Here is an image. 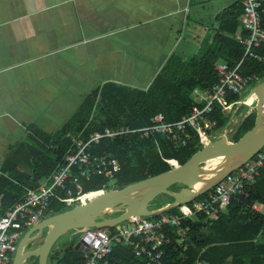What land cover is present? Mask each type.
I'll list each match as a JSON object with an SVG mask.
<instances>
[{"label": "trees", "instance_id": "obj_1", "mask_svg": "<svg viewBox=\"0 0 264 264\" xmlns=\"http://www.w3.org/2000/svg\"><path fill=\"white\" fill-rule=\"evenodd\" d=\"M242 12V0L234 1L219 12L215 18L218 27L213 40L188 58L175 50L147 89L105 82L86 94L55 132L48 133L30 125L26 140L8 148L0 167V217L20 202L27 190L36 189L60 165L63 157L78 143L88 140L92 133L115 128L140 129L150 125L157 114H162L166 122H175L189 115L195 105L194 90L207 93L217 83L215 64L223 61L229 67H235L241 60L244 45L236 40L235 34L238 31L242 38L247 36V31L241 28ZM260 14L264 29V0ZM252 52L259 58L246 56L240 71L244 75L254 76L256 81H262L264 44ZM238 98L231 94L227 97L228 102ZM212 118L216 120L215 131H220L228 123L230 113L215 108ZM254 118L255 111L241 120L231 141H236L249 130ZM201 148L196 140L180 147L162 137H143L140 133L102 138L92 145L90 154L113 156L119 161L120 170L110 178L92 176L89 181L83 182V190L95 192L104 188L120 189L170 170L172 166L167 160L183 164ZM110 182L112 186H109ZM161 196H165L168 201L151 209L161 208L172 201L166 195ZM73 206L53 199L46 216L61 213ZM174 211L165 210L150 218ZM185 225L190 230L180 242L178 232L170 234L171 242L164 247L161 264H264V167L251 184L245 185L230 198L225 212L220 213L215 220L197 215L193 220L183 221L182 226ZM114 230L108 229L109 232ZM109 259L110 264H147L144 259L135 257L131 241L115 243ZM30 261V264H37L36 257L30 258ZM48 262L83 264V258L81 251L75 250L73 245H59L51 249Z\"/></svg>", "mask_w": 264, "mask_h": 264}, {"label": "crops", "instance_id": "obj_2", "mask_svg": "<svg viewBox=\"0 0 264 264\" xmlns=\"http://www.w3.org/2000/svg\"><path fill=\"white\" fill-rule=\"evenodd\" d=\"M234 1L0 0V167L30 125L55 132L105 82L147 89L175 50L197 54Z\"/></svg>", "mask_w": 264, "mask_h": 264}, {"label": "built area", "instance_id": "obj_3", "mask_svg": "<svg viewBox=\"0 0 264 264\" xmlns=\"http://www.w3.org/2000/svg\"><path fill=\"white\" fill-rule=\"evenodd\" d=\"M262 1L242 0L241 28L247 31V36L242 38L240 33H237L235 38L244 45L243 56L235 67H229L223 61L215 64L217 83L207 93L194 90L195 105L189 115L175 122H166L162 114H157L150 125L140 129L115 128L92 133L88 140L78 143L67 153L60 165L36 189L27 190L23 199L0 217V264L11 263L22 232L47 217L46 210L53 199L66 206H73L84 204L91 198L90 194L106 190H83V182L89 181L92 176L110 178L120 170V163L113 156L90 154L92 145L97 144L100 139L140 133L143 137H162L180 147L186 146L192 140L204 146L215 137L213 134L216 132V120L212 118L215 108L232 116L231 113L237 109L239 103L248 104L242 101V97L257 79L242 74L240 66L246 56L259 58L252 50L264 44L260 14ZM230 94L239 98L228 102L227 97ZM167 162L172 167L178 165L175 160ZM263 167L264 144L251 159L224 176L198 198L171 208L175 209L172 213L161 214L157 218L130 217L119 223V226L112 227L114 232H109L108 229H81L79 242L83 264H110L109 256L113 245L130 241L135 257L144 259L147 264H161L164 247L171 242L170 234L178 232L179 242L188 234L190 227L182 226L183 221L193 220L197 215H202L210 221L215 220L220 213L225 212L230 198L245 185L251 184Z\"/></svg>", "mask_w": 264, "mask_h": 264}, {"label": "water", "instance_id": "obj_4", "mask_svg": "<svg viewBox=\"0 0 264 264\" xmlns=\"http://www.w3.org/2000/svg\"><path fill=\"white\" fill-rule=\"evenodd\" d=\"M251 96L255 97L254 124L236 141H231L227 135L221 134L202 146L183 164L120 189L95 193L84 204L75 205L71 209L44 218L19 239L12 257V264H23L34 257L37 258V264H47L55 242L71 230L109 229L130 217L152 216L169 210L177 204L188 203L198 198L224 176L251 159L263 146L264 79L251 87L243 95L242 101L245 102ZM241 106L242 104L239 103L237 108ZM218 158H221L224 163L209 168L208 162ZM199 182L202 186L196 188L195 185ZM159 195H166L172 201L161 208L151 209L150 203ZM114 212L120 214L106 217L107 214ZM44 229H47V232L40 245L25 249L31 242L38 239ZM74 249L82 251L80 242L75 244Z\"/></svg>", "mask_w": 264, "mask_h": 264}, {"label": "rangeland", "instance_id": "obj_5", "mask_svg": "<svg viewBox=\"0 0 264 264\" xmlns=\"http://www.w3.org/2000/svg\"><path fill=\"white\" fill-rule=\"evenodd\" d=\"M206 5H211V9L212 8H217V7H223L227 2L226 0H205ZM260 81H255L252 85H255L257 83H259ZM250 89V87H248L244 93V95L248 92V90ZM246 106V107H245ZM254 107H255V97H253V101L251 103H248L246 105H242L241 107L235 109L234 107V111L231 113L232 116H230L229 121L227 126L224 127L222 130L220 131H216L213 135H215L214 139L218 138L219 135L221 134H225L227 135L230 140H233V136L236 132L237 126L239 124V122L243 119V117L245 115H249L251 112L254 111ZM238 110V111H237ZM214 167L213 165H211L209 168ZM109 186H112V182L109 183ZM113 190V189H110ZM168 201V199L165 198V196H157V198L155 200H153L150 203V208H154L159 204H162V202ZM119 212H114V213H110L107 214L106 217H113L115 214H117ZM120 224H117L115 227L119 226ZM47 232V229H44L41 231L40 236L38 237V239L34 240L33 242H31L25 249H30V248H35L37 246L40 245V243L42 242L45 234ZM80 233L81 230L80 229H75V230H71L69 232H67L66 234L62 235L54 244V246H69V245H73L75 246V244H77L80 240ZM32 236H35V234H32ZM18 243V242H17ZM31 261L30 259L26 260L23 264H30ZM47 264H49L48 259H47Z\"/></svg>", "mask_w": 264, "mask_h": 264}, {"label": "bare ground", "instance_id": "obj_6", "mask_svg": "<svg viewBox=\"0 0 264 264\" xmlns=\"http://www.w3.org/2000/svg\"><path fill=\"white\" fill-rule=\"evenodd\" d=\"M253 100V96L249 97L245 102L246 103H250ZM224 163V161L221 158L218 159H213L211 161L208 162V166L210 167L211 165H213L214 167L218 166L219 164ZM213 167V168H214ZM200 186H202L201 182L197 183L195 185L196 188H199ZM95 194H90V197L94 196Z\"/></svg>", "mask_w": 264, "mask_h": 264}]
</instances>
